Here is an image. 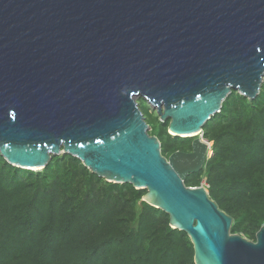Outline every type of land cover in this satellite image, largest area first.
<instances>
[{"label":"water","instance_id":"95a60500","mask_svg":"<svg viewBox=\"0 0 264 264\" xmlns=\"http://www.w3.org/2000/svg\"><path fill=\"white\" fill-rule=\"evenodd\" d=\"M263 79L264 0H0V156L40 171L69 155L145 190L194 264H264V225L232 235L205 184L184 185L207 159L206 122ZM139 100L191 153L161 155Z\"/></svg>","mask_w":264,"mask_h":264},{"label":"trees","instance_id":"16d2710c","mask_svg":"<svg viewBox=\"0 0 264 264\" xmlns=\"http://www.w3.org/2000/svg\"><path fill=\"white\" fill-rule=\"evenodd\" d=\"M138 103L163 157L191 150L193 138L170 136L169 121ZM203 138L209 155L184 185L205 182L210 200L232 219L230 233L255 241L264 225V79L253 100L232 91ZM145 194L104 181L69 155L40 171L0 156V264H194L188 236L142 201Z\"/></svg>","mask_w":264,"mask_h":264},{"label":"clouds","instance_id":"9594fccd","mask_svg":"<svg viewBox=\"0 0 264 264\" xmlns=\"http://www.w3.org/2000/svg\"><path fill=\"white\" fill-rule=\"evenodd\" d=\"M211 119V118H210ZM202 133H203V131H202ZM194 139V138H193ZM201 141L203 140L204 142H205V144L207 145V147H208V154H207V157H208V155H209V151H210V148H211V146H212V144L210 143V142H208L207 140H205L204 138H203V135H202V137H201V139H200ZM202 184H205V182H203ZM205 189L207 190V186H206V184H205Z\"/></svg>","mask_w":264,"mask_h":264},{"label":"flooded vegetation","instance_id":"af4514ba","mask_svg":"<svg viewBox=\"0 0 264 264\" xmlns=\"http://www.w3.org/2000/svg\"><path fill=\"white\" fill-rule=\"evenodd\" d=\"M191 145H192V143H191ZM191 151H192V150H190V151H185V152H183V153L189 154V153H191ZM179 152H180V151H179Z\"/></svg>","mask_w":264,"mask_h":264},{"label":"bare ground","instance_id":"6f19581e","mask_svg":"<svg viewBox=\"0 0 264 264\" xmlns=\"http://www.w3.org/2000/svg\"><path fill=\"white\" fill-rule=\"evenodd\" d=\"M190 137H192V136H190ZM200 142L203 143V144H205V143H204L203 141H201V140H200ZM205 145H206V144H205Z\"/></svg>","mask_w":264,"mask_h":264}]
</instances>
